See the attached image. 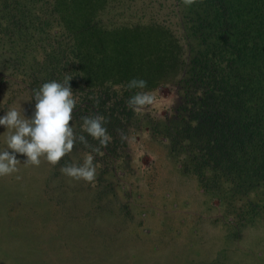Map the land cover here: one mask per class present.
<instances>
[{
  "label": "trees",
  "instance_id": "trees-1",
  "mask_svg": "<svg viewBox=\"0 0 264 264\" xmlns=\"http://www.w3.org/2000/svg\"><path fill=\"white\" fill-rule=\"evenodd\" d=\"M110 2L0 0V49L7 60L39 51L33 83L72 77L70 123L80 130L82 116L100 114L113 138L141 114L127 106L130 96L171 87L172 114L147 122L150 129L164 132L183 172L230 215L264 220V0H176L179 37L161 24L100 25ZM39 16L46 20L36 26ZM52 23L53 45L45 30ZM133 78L146 89H129Z\"/></svg>",
  "mask_w": 264,
  "mask_h": 264
},
{
  "label": "rangeland",
  "instance_id": "rangeland-1",
  "mask_svg": "<svg viewBox=\"0 0 264 264\" xmlns=\"http://www.w3.org/2000/svg\"><path fill=\"white\" fill-rule=\"evenodd\" d=\"M175 5L176 0H111L96 19L112 31L161 24L179 37ZM44 20L39 16L34 25ZM55 27H45L52 45L60 40ZM1 50L0 115L16 107L31 117L32 89L40 87L33 83L40 67L32 58L39 60L40 53L31 48L7 60L11 55ZM154 95L155 103L135 114L106 147L92 138L88 146L77 142L55 166L44 159L24 165L26 158L17 154L19 171L0 177V264H264V220L240 222L203 192L191 171L183 172L164 132L147 124L172 114L175 91L160 86ZM6 135L0 126V147ZM87 153L96 165L93 182L61 172L66 163H82Z\"/></svg>",
  "mask_w": 264,
  "mask_h": 264
},
{
  "label": "clouds",
  "instance_id": "clouds-1",
  "mask_svg": "<svg viewBox=\"0 0 264 264\" xmlns=\"http://www.w3.org/2000/svg\"><path fill=\"white\" fill-rule=\"evenodd\" d=\"M183 2L190 5L193 0ZM71 79L72 77L65 75L63 82L50 80L38 89H32L35 104L31 117H26L24 111H19L16 107H11L4 115H0V126L7 132L4 147H0V177L19 171L17 154L26 158L24 165L38 166L41 159H44L55 166L65 155L71 153L77 142L88 146V136L97 140L101 147H106L111 141L112 137L105 127V117L100 114L82 116L80 133L74 130L75 125L70 122L73 121L77 100L69 84ZM127 87L143 90L147 87V81L133 78ZM155 101L153 91H138L129 97L127 106L138 113ZM93 151L99 152L100 148H94ZM93 160V155L87 153L82 163H66L60 170L71 179L90 183L96 177Z\"/></svg>",
  "mask_w": 264,
  "mask_h": 264
}]
</instances>
